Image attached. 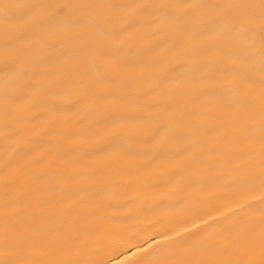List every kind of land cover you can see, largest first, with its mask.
<instances>
[{"label":"bare ground","instance_id":"1","mask_svg":"<svg viewBox=\"0 0 264 264\" xmlns=\"http://www.w3.org/2000/svg\"><path fill=\"white\" fill-rule=\"evenodd\" d=\"M0 264H264V0H0Z\"/></svg>","mask_w":264,"mask_h":264}]
</instances>
